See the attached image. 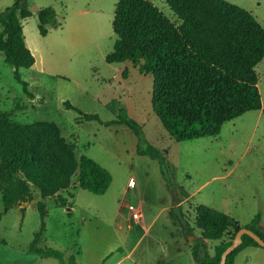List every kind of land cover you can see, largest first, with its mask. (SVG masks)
I'll list each match as a JSON object with an SVG mask.
<instances>
[{
	"label": "rangeland",
	"instance_id": "rangeland-1",
	"mask_svg": "<svg viewBox=\"0 0 264 264\" xmlns=\"http://www.w3.org/2000/svg\"><path fill=\"white\" fill-rule=\"evenodd\" d=\"M15 1L0 0V12ZM119 1L30 0L31 9L37 8L23 24L36 62L20 68L28 89L0 51V111L22 123L56 122L62 135L75 145L78 157H93L113 175L103 194L81 188L79 171L59 196L42 198L33 186L35 198L23 203L25 214L15 207L1 215L0 199L1 264L60 263L30 250L41 229L38 201L45 202L48 210L46 230L38 244L65 250L67 256L77 252L81 262L83 251L88 264L112 252L106 264L129 252L132 259L119 264H160L162 260L173 264L179 261L174 255L180 248L182 264H191L192 253L186 256V251L196 238L187 235L181 225H191L203 235L196 223L200 204L226 211L243 224L261 213L264 224V59L257 66L261 109L227 121L217 135L177 141L154 109L153 75L130 61H107L117 39L113 21ZM152 1L170 19L180 20L167 0ZM229 1L254 13L264 26V0ZM49 5L56 8L62 25L49 26V33L42 35L38 11ZM121 108L142 125L140 134L125 124L105 125L85 116L98 114L102 121H112L119 118ZM148 143L166 158L165 174L159 159L138 152L139 145ZM190 193L193 197L176 207L172 212L176 216H172L166 207ZM130 204L143 206L140 219L132 217ZM219 242L209 240L211 254Z\"/></svg>",
	"mask_w": 264,
	"mask_h": 264
},
{
	"label": "trees",
	"instance_id": "trees-1",
	"mask_svg": "<svg viewBox=\"0 0 264 264\" xmlns=\"http://www.w3.org/2000/svg\"><path fill=\"white\" fill-rule=\"evenodd\" d=\"M167 1L179 21L170 19L152 0H120L113 21L117 39L107 61H130L153 75L152 102L170 135L177 141L214 136L227 121L261 109L257 66L264 59V26L258 17L229 0ZM31 6L30 0H16L0 12V51L15 66L16 77L25 89L28 82L22 78L20 68L36 62L23 24L24 18L33 15ZM38 15L42 35L49 33V26L62 25L52 5L41 7ZM85 116L105 125L125 124L137 134L142 130V125L123 108L119 118L112 121H102L98 114ZM138 152L159 159L165 174L166 158L160 149L148 143L139 145ZM77 171L80 187L94 193H105L113 181L111 171L99 161L89 155L78 157L75 145L62 135L56 122L22 123L0 111V198L5 213L20 207L25 214L23 203L35 198L33 186L42 198L59 196L60 191L70 187ZM180 201L176 199L174 204ZM36 205L42 221L31 252L57 258L59 264H83L77 252L67 256L65 250L38 244L46 230L48 210L43 201ZM60 205L65 203L60 201ZM261 217L258 213L252 222L243 224L225 211L199 205L196 223L203 235L192 246L196 263L219 264L222 253L243 226L264 238ZM208 240H220L214 254L210 253ZM252 245L262 246L244 234L243 242L229 254L226 264H235L237 254Z\"/></svg>",
	"mask_w": 264,
	"mask_h": 264
},
{
	"label": "crops",
	"instance_id": "crops-1",
	"mask_svg": "<svg viewBox=\"0 0 264 264\" xmlns=\"http://www.w3.org/2000/svg\"><path fill=\"white\" fill-rule=\"evenodd\" d=\"M191 197H193V193H190V195L189 196H187L186 197V199L185 200H182V201H180L179 203H177V204H173L172 206H167L166 208L167 209H169V210H171V214H172V212L174 211V208L175 207H183L184 206V202L185 201H187V200H189V198H191ZM1 199V198H0ZM2 200V199H1ZM201 205V204H200ZM205 205H207V204H205ZM209 206V205H208ZM210 207H212V206H210ZM20 208V207H19ZM215 208V207H214ZM14 209V208H13ZM21 209V208H20ZM26 209H27V207H26ZM220 210V209H219ZM223 211V210H222ZM2 213V215L4 216L6 213H8V212H6L5 213V211H4V204H3V208H2V211H1ZM226 212V211H225ZM228 213V212H227ZM230 214V213H229ZM232 215V214H231ZM172 216H173V214H172ZM261 219H262V217H261ZM2 220V218L0 217V221ZM261 224H262V226L264 227V224L261 222ZM182 226V228L184 229V231H185V233L187 234V235H189L190 237H195L196 239H195V241H193V242H196L197 240H200V238L202 237L201 235H198L197 233H196V231H195V229L191 226V225H189L188 226V230H185V228H184V226L183 225H181ZM180 226V227H181ZM146 233V232H145ZM6 241V240H5ZM194 244V243H193ZM193 244L191 243V247L189 246V247H187V251H186V256H189L188 255V253H190V252H188V251H191V253H192V258H191V256H190V258H189V261H190V263L191 264H197L196 263V261H195V259H194V256H193V252H192V246H193ZM208 244H209V240H208ZM81 253H83L82 254V263L83 264H88L87 262V258H86V256L84 255V252L83 251H80ZM182 252H183V248H180V251L179 252H175V257H179V261L177 262V263H173V264H182V259H181V256H182ZM113 255V252L111 253V254H109V255H101L100 256V259H99V262L98 263H96V264H106V262H108L109 260L111 261V256ZM162 256H166V254H164V255H162ZM41 257V256H40ZM42 258H47V257H42ZM125 258H131L132 259V256H131V252H129L126 256H124V257H122L121 259H119V260H117V261H115V262H113V264H119V263H121V262H123L124 260H125ZM192 259V260H191ZM80 261H81V257H80ZM168 262L170 263V264H172L171 263V260H168ZM160 264H166V261H164V260H162V263L161 262H159ZM131 264H134V261L131 263ZM235 264H264V247L263 246H248V247H245L243 250H241L238 254H237V256H236V258H235Z\"/></svg>",
	"mask_w": 264,
	"mask_h": 264
},
{
	"label": "water",
	"instance_id": "water-1",
	"mask_svg": "<svg viewBox=\"0 0 264 264\" xmlns=\"http://www.w3.org/2000/svg\"><path fill=\"white\" fill-rule=\"evenodd\" d=\"M37 8L34 6L32 9ZM249 234L251 235L256 241H258L262 246H264V238L255 232L253 229L243 226L235 235L233 242L224 250L222 253L221 261L219 264H226L228 256L231 252H233L242 242H243V235Z\"/></svg>",
	"mask_w": 264,
	"mask_h": 264
},
{
	"label": "built area",
	"instance_id": "built-area-1",
	"mask_svg": "<svg viewBox=\"0 0 264 264\" xmlns=\"http://www.w3.org/2000/svg\"><path fill=\"white\" fill-rule=\"evenodd\" d=\"M129 183L130 184L134 183L133 177L130 178ZM129 208L133 218L140 219L143 216L144 208L142 205L130 204Z\"/></svg>",
	"mask_w": 264,
	"mask_h": 264
}]
</instances>
